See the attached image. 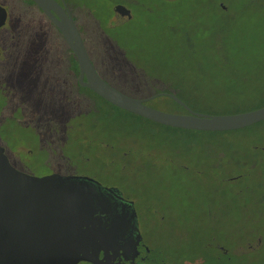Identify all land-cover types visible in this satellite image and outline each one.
<instances>
[{"label":"rangeland","instance_id":"374dc122","mask_svg":"<svg viewBox=\"0 0 264 264\" xmlns=\"http://www.w3.org/2000/svg\"><path fill=\"white\" fill-rule=\"evenodd\" d=\"M65 1L75 20V14L80 18L81 35L100 42L112 68L110 82L127 87L126 94L142 97L171 73L185 70L217 92L197 103L187 100L193 111L225 113L264 102V0ZM115 1L130 17L104 32ZM0 5L6 10L0 25V145L12 166L34 175L81 172L116 186L137 197L144 212L161 216L158 237L178 238L184 248L190 240L194 252L215 248L211 238L262 229L264 133L259 128L178 132L122 113L129 125L107 129L66 103L58 105L65 108L58 114L51 104L54 94L43 90L50 64L41 55L32 57L47 50L52 30L28 0H0ZM34 19L42 28L30 32L24 25ZM182 31L186 44L180 41ZM71 90L87 93L76 86ZM151 106L171 111L162 101ZM29 110L31 118L25 115ZM254 134L262 140L252 148ZM249 241L256 245L253 237ZM179 253L187 258L185 249Z\"/></svg>","mask_w":264,"mask_h":264},{"label":"water","instance_id":"95a60500","mask_svg":"<svg viewBox=\"0 0 264 264\" xmlns=\"http://www.w3.org/2000/svg\"><path fill=\"white\" fill-rule=\"evenodd\" d=\"M32 1L74 54L78 84L108 102L155 122L185 129H235L264 118V104L233 112L205 113L193 111L171 92L134 97L118 90L96 72L65 0ZM112 7L108 26L130 17L124 5L117 3ZM5 19L6 10L0 5V25ZM159 93L170 96L185 112L167 111L146 103ZM81 177L94 180L79 174L26 173L9 163L0 145V264H75L79 259L103 264L106 235L89 214L88 197L77 183ZM99 248L103 249L100 257Z\"/></svg>","mask_w":264,"mask_h":264},{"label":"flooded vegetation","instance_id":"af4514ba","mask_svg":"<svg viewBox=\"0 0 264 264\" xmlns=\"http://www.w3.org/2000/svg\"><path fill=\"white\" fill-rule=\"evenodd\" d=\"M67 173L88 176L81 172L62 174ZM88 177L94 180L81 177L77 183L88 197L90 216L106 235L103 264H264V224H259L262 229H246L243 235L233 239L228 235L222 239L211 238L215 248L201 246L194 252L190 240L184 248L178 238L170 242L158 237L162 231L161 216L144 212L137 197L125 195L116 186L102 183L94 176ZM252 237L256 245L249 243ZM181 249L186 250L187 258H179ZM169 250L173 253L169 254ZM102 254L103 249L99 248L97 256ZM79 262L92 264L83 259L75 264Z\"/></svg>","mask_w":264,"mask_h":264},{"label":"trees","instance_id":"16d2710c","mask_svg":"<svg viewBox=\"0 0 264 264\" xmlns=\"http://www.w3.org/2000/svg\"><path fill=\"white\" fill-rule=\"evenodd\" d=\"M28 1L30 4H33L40 11V13L42 14L44 18V21H46L48 24V28L52 30L53 36L49 37L45 44L47 47V50L40 51L38 49L37 51H34L32 53V57L41 55L42 61H44V63L48 62L50 64V68L46 70V74H44L46 76L47 82L45 86H43V90L47 96L54 94L55 103H51V104L56 108L58 114L59 113L63 114L65 112L64 111L65 108H62L61 105L58 107V105L61 103L62 104L66 103L69 105V108L73 113L75 111H78L79 114L80 113L86 114V112H89L90 114L88 115V117H90V120L92 121L94 120L95 122L99 123L100 127L107 128V129H112L115 126H120V128H126L129 124L123 121L124 118L121 117L122 113H124L128 115L129 117H134L137 119H145L147 121L175 129L178 132H182V131L224 132V131L232 130V129H227V130L211 131V130L185 129V128L161 124L153 120L147 119L143 116H140L138 114L127 111L123 108H120L108 102L107 100H105L104 98H102L101 96L93 92L91 89L85 86L79 85L78 82L76 81L77 64H76V59H75L74 54L67 46L66 42L64 41L58 29L44 15V13L40 10V8L32 0H28ZM159 1L161 2V1H168V0H159ZM116 2L117 1H115L113 4H115ZM65 3L67 5L66 1ZM218 6L220 8H225L223 4H218ZM69 11L71 13L70 9ZM75 15H76V20L73 15H72V18L77 26V20L80 18L77 14ZM186 17L188 16L186 15ZM81 20L83 21V19ZM29 23L32 24L31 29L30 27H28ZM104 23H105V20H104ZM186 23L187 21L180 22V28L182 29L185 28ZM24 27L27 28L30 32L38 31V28H42V22L39 21L38 19H34L33 21H30V22L28 21L27 23H25ZM111 28L112 26L107 25L105 26L106 31L105 29L103 31L104 32H107V30L111 31ZM78 31L81 35V32L79 29ZM82 31H83V28H82ZM81 37H82L85 49L87 51L88 57L92 65L94 66L96 72L104 80H106L109 84H111L118 90L124 92L122 89H128L127 87L119 84V82L117 83L119 87H116L110 82L108 72L111 71L112 68L107 66L104 62V59H103L104 56L101 53L100 49L98 48L100 42L97 43L96 41H94L91 35L89 36L81 35ZM180 41L182 42V44H186L185 42H187V34L185 31H182V36H180ZM73 86H76V88H81L83 89V91L87 90V93L78 94L71 90ZM158 86H159L158 88H151V89L144 91L141 95L146 96L152 93H156L158 91H166V92H171L175 94L187 104V100L190 101L191 103H197L198 101H202L200 99L201 97H203L204 99H210L212 98V94L217 93L212 90L210 85L203 84L201 77L197 73L186 72L185 70L171 73L169 75V80L158 82ZM62 88L64 91L61 90ZM155 100L162 101L163 103H165L168 107L171 108V111L178 109L180 112H185V109L178 102H176L175 100H173L170 96L166 94H161V93L155 94L152 98L146 100V103H148L149 105H152V103H154ZM262 104H264V102L258 105H248V106H243L240 108H235L230 111L233 112V111L245 110V109L257 107ZM33 114L34 112L31 110L25 112V115L28 118H31ZM253 128H259V131H262L261 133H264V118L256 122H253L247 126H243V127H239L235 129L247 130V129H253ZM261 140H262L261 136L254 134V137L252 136L248 144L250 147L253 145L252 146L253 148L256 145H259L261 143L259 141Z\"/></svg>","mask_w":264,"mask_h":264}]
</instances>
